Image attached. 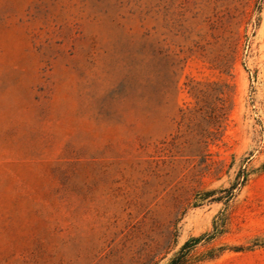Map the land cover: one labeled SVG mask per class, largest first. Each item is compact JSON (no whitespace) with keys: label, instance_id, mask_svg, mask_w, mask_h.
Here are the masks:
<instances>
[{"label":"rangeland","instance_id":"1","mask_svg":"<svg viewBox=\"0 0 264 264\" xmlns=\"http://www.w3.org/2000/svg\"><path fill=\"white\" fill-rule=\"evenodd\" d=\"M193 239L264 264V0H0V264Z\"/></svg>","mask_w":264,"mask_h":264},{"label":"trees","instance_id":"2","mask_svg":"<svg viewBox=\"0 0 264 264\" xmlns=\"http://www.w3.org/2000/svg\"><path fill=\"white\" fill-rule=\"evenodd\" d=\"M221 117H211L210 119L212 122H214V126L216 127V130L220 129V119ZM247 171L244 169L242 170L238 177H237V181L236 183L230 188V189H226L221 191L222 194H224V196L222 198L219 199V201L225 200L226 202H230L234 196H235V192L238 188L242 187L246 181H247ZM209 194H206L205 196L208 197ZM199 240L197 239H193L191 242H188L185 244V246L180 250V252H178L174 258L171 260V262L169 264H198L200 263L201 259H195L193 258V256L191 255L193 248H195V246L198 244ZM217 257L216 255H212L209 257V259L215 258Z\"/></svg>","mask_w":264,"mask_h":264}]
</instances>
